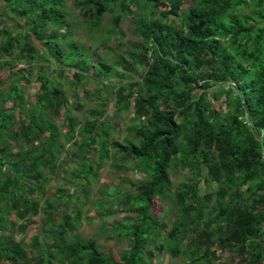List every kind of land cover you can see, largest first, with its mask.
<instances>
[{
  "label": "trees",
  "instance_id": "obj_1",
  "mask_svg": "<svg viewBox=\"0 0 264 264\" xmlns=\"http://www.w3.org/2000/svg\"><path fill=\"white\" fill-rule=\"evenodd\" d=\"M65 2L0 0L24 21L23 31L0 29V58L15 62L0 66L30 63L19 79L9 77L7 92L0 89V264H155L164 252L185 255L187 264H264V0H77L89 40L99 33L102 43L117 37L125 15L132 16L135 42L114 63H95L84 44L62 33L69 26ZM130 6L143 14L133 17ZM107 14L112 29L105 33ZM52 59L76 66L74 85L90 74L121 79L112 103L118 113L132 114L122 139L105 120L109 94L84 124L70 115L62 83L47 78L50 66L40 63ZM121 67L143 71L128 81ZM35 71L40 92L29 101L22 81L30 83ZM88 95L75 99V111ZM223 96L225 103H213ZM68 144L78 164L64 160ZM109 162L143 175L131 184L136 194L120 202L128 221L116 223L117 236L108 237L128 239L118 254L77 233L81 210L60 212L72 202L66 190L49 195L52 178L69 166L89 197L90 179ZM173 169L187 170L189 181L175 186ZM201 180L215 188L202 195ZM170 196L177 209L168 228L155 212ZM102 203L93 208L101 211ZM39 216L42 227L31 237ZM221 252L230 259L218 261Z\"/></svg>",
  "mask_w": 264,
  "mask_h": 264
},
{
  "label": "rangeland",
  "instance_id": "obj_2",
  "mask_svg": "<svg viewBox=\"0 0 264 264\" xmlns=\"http://www.w3.org/2000/svg\"><path fill=\"white\" fill-rule=\"evenodd\" d=\"M77 0H66V10L68 15V28L62 30V33H70L73 36L74 41H80L88 48L87 57H90L95 63H98L99 60H107L108 63L116 62V57L118 55H126L125 50L128 49L129 43L135 42V39L131 35L133 22L132 16L125 15L122 23L119 25V29L122 31L120 35L111 40H106L104 43L101 42V33L97 34L94 40H89L87 36V24L85 23V18L81 16L80 9L76 5ZM131 9L135 12L133 17L142 15L143 12L137 9L136 6H130ZM186 6L183 7L185 10ZM165 11V9H161ZM183 10V11H184ZM113 15L107 14L104 18V27L103 30L105 33L112 29L111 21ZM170 21L176 23L177 26L181 23V20L171 16ZM5 27H11L14 29V32L23 31L24 21L17 19L13 14L8 11H5L4 6L0 5V29ZM104 33V34H105ZM106 37V36H105ZM0 36V40H1ZM68 41V40H66ZM15 63L12 58H0V63L4 64L5 62ZM50 64L44 61L40 63L42 65H48L50 68L44 70L45 76L47 78L56 79L61 82L63 85V90L67 94L68 106L70 107V115L78 118V124H84L88 118L92 115V111L96 108V105L102 104V100L108 97V94L111 96L110 106L106 111L105 120L110 121L112 124L116 125L121 131L115 132L113 137L116 140H120L124 137L127 127L131 125L132 114L130 113H118L115 110L114 106V92L116 89V84L121 82V79L112 78L109 81H106L103 78H97L96 76L90 74L86 79H83L77 85H74L75 79L73 74L75 71H78L76 66L65 67L61 65V61L52 59ZM30 63L27 61L18 63L14 68L11 66L2 67L0 66V83L1 91L7 92L6 89L10 86L9 77L12 76V79H19V71L21 69L27 68ZM122 72L127 75L128 81L136 80L142 73L143 69H135L133 73H128L122 67L120 68ZM63 70L64 75L61 78L60 71ZM90 73H93L92 70ZM38 77L37 72L35 71L33 76L30 77L29 82H23V92L29 101H32V98L40 92V83L36 80ZM74 81V82H73ZM86 93H89L88 99L86 101L85 107L81 111H75L73 105L75 99L80 100L85 99ZM226 97L223 96L218 102L213 101L215 105L220 103H225ZM108 105V104H107ZM11 103L5 105L6 108H9ZM104 109V108H103ZM63 121V119H62ZM68 152L64 154V160L67 163H70L71 160H74V164H78L79 159H74L72 156L74 152V147L72 144L67 145ZM66 172L62 173L60 179L52 178V187L53 190L49 195H55L54 191L56 189H64L72 197V202L68 205L65 204L61 207L60 212L72 214L74 209L79 208L82 212L81 223L82 226L79 228L77 233L84 239H97L99 244L102 246L105 252H113L118 254L119 251L124 250L128 246V239L122 240L120 242L116 240H108L110 236H117V233L114 232V226L116 223L122 224L126 223L128 214L122 212L121 209V199L127 195H135L136 190L132 187V183H136L143 179V175L135 173L131 169L124 168L122 171H119L113 168L110 162L98 173V177L95 180L90 179L91 188L89 191V197L85 193V188L81 184L74 183L72 178V170L69 166L65 167ZM207 169L205 168L204 174H207ZM172 179L175 186H179L190 179V173L187 170H175L171 171ZM212 188H215L213 184H207L205 181L201 180L199 183V189L202 195L210 192ZM112 194V195H111ZM102 201L103 208L101 211H98L93 208V203H98ZM67 208L69 210H67ZM176 209L177 203L170 196L165 203L157 204L155 215L159 220L167 225L168 228L176 220ZM104 211L115 212L113 215H108L107 217H101V213ZM133 217H137L136 214H133ZM42 216L35 218V223L30 225V235L32 237L33 233H36L42 227ZM104 225L106 229H104ZM168 233V229H166ZM40 232V231H39ZM43 234V233H42ZM30 237V238H31ZM31 243V241L29 242ZM231 254L221 252L218 254V261H226L230 259ZM155 264H187V259L185 255H180L178 257H173L168 252H164L156 256Z\"/></svg>",
  "mask_w": 264,
  "mask_h": 264
}]
</instances>
